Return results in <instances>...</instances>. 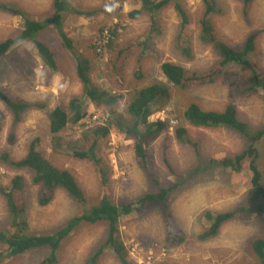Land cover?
Here are the masks:
<instances>
[{"label":"rangeland","instance_id":"1","mask_svg":"<svg viewBox=\"0 0 264 264\" xmlns=\"http://www.w3.org/2000/svg\"><path fill=\"white\" fill-rule=\"evenodd\" d=\"M8 2L32 17L45 18L52 10V0H0ZM75 9L65 11L63 29L74 39V49L88 61L90 78L99 88H110L123 94V104L128 90L140 88L152 82L166 84L171 92L170 100L158 111L161 120H174L189 101L198 103L203 109L221 110L226 104L235 106L240 120L252 128L264 126V93L244 91L249 83L251 71L248 67L231 65L216 82L179 89L169 85L161 71V64L172 61L189 70H206L217 60L218 54L198 39L199 20L203 14L201 0H182L188 12L191 26L192 56L182 57L174 48L173 38L178 27V16L172 4L161 8L155 19L158 34L150 30V14L142 9L139 0H68ZM219 12L210 17L216 37L233 48L242 46L251 32L258 31L255 48L249 55L255 70L264 73V0H216ZM110 8L106 13L104 9ZM140 9L138 18H130L128 12ZM77 11H80L79 13ZM91 13V14H90ZM116 25L117 44L131 39L139 43L149 37L145 45L140 44L128 58L124 67L123 85L108 81L104 74V53L96 51L100 28ZM22 26L20 16L0 10V40L18 33ZM104 30V29H103ZM38 34V33H37ZM42 42L56 52L58 68L52 71L40 57L31 41H23L0 59V88L14 100L45 105L52 109L58 102L67 101L71 95H80L82 85L75 72V63L68 49L62 47L55 33L47 26L38 35ZM95 46V48H94ZM137 71L141 76H136ZM85 117L77 124H67L60 131L63 141L70 143L81 138V132L90 128L91 114L102 115L106 109L95 106L84 97ZM157 118L156 120H158ZM22 121L13 125V114L0 99V152L9 150L14 159L22 157L34 138H39L38 148L42 155L56 167L68 170L83 189L86 203L78 204L67 194L57 189L51 202L45 206L37 203L40 186L31 182L33 173L28 168L0 167V182L8 185L12 177L23 179L24 215L28 233H44L58 228L67 219L107 195L113 202L129 200L167 186L177 176L188 178L186 184L173 190L167 200L165 212L172 214L186 236V241L177 247L165 246V228L162 206H145L121 217L120 236L127 254L136 264H257V256L251 249L254 239L264 234L262 218L255 212L240 214L224 223L215 236L199 240L198 235L208 226L203 216L206 211H226L250 198L251 172L245 161L238 173L229 169L212 167L210 158L233 155L245 147V140L229 128H204L188 126L192 143H197L200 158L189 144H181L174 134L175 124L168 131L159 133L147 146L148 176L139 169L134 155V142L124 134L111 132L101 138L96 153L101 166L108 172L106 187L101 184L97 166L89 159L73 157L65 145L54 149L55 140L49 132L46 110L36 106L27 108ZM179 123V122H178ZM177 124V123H176ZM95 124H92L94 126ZM170 125V124H169ZM13 143H9V134ZM9 143V144H8ZM257 164L264 173V138L258 144ZM168 160L174 173L164 163ZM199 169L196 176L188 175ZM183 177V178H184ZM156 182H155V180ZM264 185V178H263ZM9 214L0 195V225L6 226ZM105 225L81 224L62 243L57 253L56 264H85L91 252L103 241ZM6 247L0 243V254ZM48 254L46 249H37L17 257H9L2 264H40ZM97 264H119L111 250L106 249Z\"/></svg>","mask_w":264,"mask_h":264},{"label":"trees","instance_id":"2","mask_svg":"<svg viewBox=\"0 0 264 264\" xmlns=\"http://www.w3.org/2000/svg\"><path fill=\"white\" fill-rule=\"evenodd\" d=\"M139 1L142 9L150 14V30L153 34L159 33L155 14L161 8L169 4L173 5L179 21L173 38L174 48L185 59L191 58L190 19L188 12L183 8L182 0ZM201 2L204 10L199 20L198 39L202 44L210 46L218 54V60L206 70H189L172 61L163 62L160 67L166 82L179 89L211 84L217 81L227 67L236 65L248 67L251 71L249 83L244 91L256 92L262 90L264 93V73L257 71V69L255 70L249 60V55L255 48L254 44L258 31L249 33L241 47H230L216 37L210 21V17L219 12L216 0H201ZM0 10L20 16L22 19V26L16 35L7 36L0 40V59L19 43L31 41L45 65L55 71L58 68L56 52L47 42L37 39V36L46 26L55 33L60 45L68 49L74 59L75 72L82 85L81 94L71 95L67 101L58 102L52 109L36 103L32 105L46 110L49 119V132L52 135V139L56 141L54 149H59L60 145H65L73 157L80 160H92L100 173L101 184L106 187L108 172L101 166V159L96 153V148L101 138L111 132L124 134L134 142L133 147L137 166L145 174L152 176L146 148L149 142L159 133L170 129V120L158 119L151 121L149 116L153 112L154 107H158L156 109L159 110L168 103L171 96L169 87L157 81L143 85L140 88L128 90L126 94L128 100L126 99L124 106L119 109L123 104V94L113 92L110 88H99L92 82L90 78L91 67L88 59L75 51L71 37L63 29L64 12L75 10L68 0H52V10L43 19L27 15L8 2L0 1ZM104 11L109 13L110 8H106ZM77 12L79 13L80 11ZM127 14L130 18L136 19L141 14V10H131ZM103 29L105 30V27L100 28L101 34L97 39L96 48L102 42ZM106 30L108 37L101 45L103 49L104 44V74L110 83L122 86L126 61L134 54L140 44H146L149 37H146L141 43L137 39H131L117 44L114 42L117 35L116 25ZM136 76H141V73L137 71ZM84 97L95 106L104 107L108 113V119L104 125H97L83 130L79 140L67 143L61 140L62 136L59 133L67 124L75 125L85 117ZM0 99L13 114V125L20 123L23 120V112L27 108L32 107L29 102L14 100L2 88H0ZM173 121L177 123H175L174 127L175 138L181 144L191 145L197 158H200V151L197 143H192L190 139L187 131L188 126L229 128L239 134L246 142L245 147L239 152L233 155L210 158L206 162L212 167L229 169L233 173H238L244 162L248 161V169L251 172L249 190L251 195L247 200L248 204H241L226 211H206L203 216L208 226L198 235V239L205 240L215 236L224 223L231 221L240 214L251 211L261 216V224L264 226V185L262 182L264 173L257 164L259 159L257 144L264 138V126L252 128L248 123L240 120L235 106L231 103L226 104L218 111L203 109L198 103L189 101L181 111V115L175 117ZM12 139L13 134L10 133L8 136L9 143H13ZM38 143L39 138H34L29 143L26 153L18 159L12 158L9 150L0 152V167L11 166L30 169L33 173L32 184L40 186L37 197V203L40 206L49 204L57 189L63 190L75 203H86L85 193L74 176L68 170L56 167L46 159L39 150ZM164 163L167 165L168 170L174 173L166 158H164ZM196 172L201 173L199 169H196V171L188 175L191 177L196 176ZM184 176L178 175L177 180L167 186L157 187L153 191L145 192L138 197L122 200L118 203L113 202L109 196L103 195L97 202L67 219L58 228L38 234L26 231L28 222L24 215L25 201L23 199L24 183L22 177L15 175L8 185H3L0 182V195L4 199L9 214V222L6 226L0 225V243L6 247V254H0V264L6 258L17 257L37 249H46L48 251V254L40 261V264H56L58 262L57 253L62 243L81 224H102L106 227L103 241L91 252L85 264H97L106 249L112 251L114 258L119 264H136L130 260L126 246L121 239L119 220L121 217L141 211L145 206L151 205L162 206L161 209L164 213H162L161 219L165 228V246L167 248L180 246L186 241V236L172 214L165 212V207L170 193L186 184L188 178ZM251 249L259 260L257 264H264V234L252 241Z\"/></svg>","mask_w":264,"mask_h":264},{"label":"built area","instance_id":"3","mask_svg":"<svg viewBox=\"0 0 264 264\" xmlns=\"http://www.w3.org/2000/svg\"><path fill=\"white\" fill-rule=\"evenodd\" d=\"M108 37V33H107V30H104L103 33H102V42L99 44V46L96 48V51L97 52H102L104 50V44H103V49L101 48V45L103 42L106 41ZM159 112L158 111H153L151 113V115L149 116V120L151 121H154L156 120L157 118H159L158 116ZM108 119V113L105 111L104 114L102 115H99L98 113H94V114H91V119L89 120V127H94V126H97V125H104L105 122L107 121ZM161 119V117L159 118ZM176 122H174L173 120H170V128L172 127V125H174ZM92 124H95L94 126H92Z\"/></svg>","mask_w":264,"mask_h":264},{"label":"crops","instance_id":"4","mask_svg":"<svg viewBox=\"0 0 264 264\" xmlns=\"http://www.w3.org/2000/svg\"><path fill=\"white\" fill-rule=\"evenodd\" d=\"M51 7H52V5H51ZM50 12H51V10H50ZM50 12H48V14L50 13ZM35 18H38V17H35ZM63 24H64V16H63ZM37 39H39L38 38V36H37ZM40 40V39H39ZM41 41V40H40ZM46 42V41H45ZM73 44H74V39H73ZM49 45V44H48ZM50 46V45H49Z\"/></svg>","mask_w":264,"mask_h":264},{"label":"bare ground","instance_id":"5","mask_svg":"<svg viewBox=\"0 0 264 264\" xmlns=\"http://www.w3.org/2000/svg\"><path fill=\"white\" fill-rule=\"evenodd\" d=\"M122 50V49H121ZM120 58V57H119ZM124 60V59H123ZM128 100V99H127ZM109 104V103H108ZM35 105V104H34ZM62 107V106H61ZM32 149H34V148H32ZM179 243V242H178Z\"/></svg>","mask_w":264,"mask_h":264}]
</instances>
